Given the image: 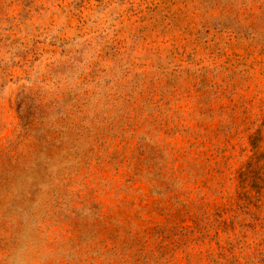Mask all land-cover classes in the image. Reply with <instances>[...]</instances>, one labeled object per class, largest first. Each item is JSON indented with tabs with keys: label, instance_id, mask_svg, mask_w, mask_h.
<instances>
[{
	"label": "rangeland",
	"instance_id": "obj_1",
	"mask_svg": "<svg viewBox=\"0 0 264 264\" xmlns=\"http://www.w3.org/2000/svg\"><path fill=\"white\" fill-rule=\"evenodd\" d=\"M0 264H264V0H0Z\"/></svg>",
	"mask_w": 264,
	"mask_h": 264
}]
</instances>
